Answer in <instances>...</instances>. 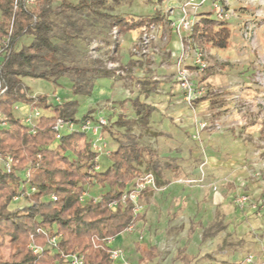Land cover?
Returning <instances> with one entry per match:
<instances>
[{
  "label": "trees",
  "instance_id": "1",
  "mask_svg": "<svg viewBox=\"0 0 264 264\" xmlns=\"http://www.w3.org/2000/svg\"><path fill=\"white\" fill-rule=\"evenodd\" d=\"M59 1L55 8L52 0H37L31 9L26 10L21 5L15 10L14 0H0V45L4 38L9 39L6 54L0 59V78L7 88L0 96V112L9 123V128L0 130V153L18 161L15 168L20 166L22 170H30L28 187L35 189L26 195L25 199L30 202L28 207L10 211L8 208L14 197L25 194L27 189L21 188L16 174L0 170V264H65L61 256L75 252L84 254L85 264H110L104 241L117 238L143 219L135 215L129 202L116 210L110 209L109 205L121 198L128 183L141 176L144 159L153 157L151 148L138 141L120 140L109 157L112 165L104 172H96V154L90 150L85 134L74 132L56 141L53 131L58 119L80 122L75 117L78 103L51 105L47 96L29 97L24 80L43 79L57 84L59 79L69 77L74 95L91 96L96 79L113 77L114 72L97 67L96 60L85 58V48L78 43L90 37H84L85 28L77 18L80 21L85 17L104 21L109 28H119V32L125 34L149 24H160L165 20V14L156 10L152 15L128 18L108 14L109 0H79L76 4ZM111 1L118 4L121 0ZM143 1L160 6L165 0ZM60 16L66 20L64 26L55 21ZM11 25L13 31L10 34ZM26 38H29L27 44L23 43ZM191 39L202 49L210 46L227 51L231 46L232 30L227 22L214 19L211 12L202 13L193 26ZM119 49L120 44L115 42L109 61L119 62ZM18 103L51 115L42 113L32 133L14 115L13 108ZM133 106L140 124L147 125L155 109L138 100ZM92 113L89 111L81 121ZM56 142L57 146L52 148ZM145 169L154 174L158 188L170 183L166 171H171L173 180L179 177V167L173 160L162 166L155 162ZM96 185L109 188L101 196V202L83 203V192ZM53 197L56 200H52ZM225 230L224 215L217 212L214 221L203 229L202 240L214 239ZM55 236L59 237V242L54 251L46 250L36 255L28 248L32 241L43 247ZM4 238L12 251L8 261L1 253ZM135 250L141 256L142 264L152 263L159 255L157 247L141 243L135 244ZM185 260L190 261L189 258Z\"/></svg>",
  "mask_w": 264,
  "mask_h": 264
},
{
  "label": "rangeland",
  "instance_id": "2",
  "mask_svg": "<svg viewBox=\"0 0 264 264\" xmlns=\"http://www.w3.org/2000/svg\"><path fill=\"white\" fill-rule=\"evenodd\" d=\"M67 1L76 4L79 0ZM59 4V0H52L54 8ZM160 6L147 4L143 0H121L118 4L109 0L106 12L139 18L152 15ZM227 10L233 11L232 18L227 22L232 30L230 48L227 51L210 46L204 48L208 54V69L197 80L207 87L206 97L188 104L175 80L182 94L179 103H184L187 108L188 125L184 128L189 131L190 140L186 147L184 169L187 174L175 183L183 190L188 189L187 198L192 204H199V207L193 214L185 215L184 218L178 212L174 214L172 210H168L167 214L163 210H154L152 213L146 204H151L154 196L158 204H178L180 201H176L177 197L173 196L172 192L167 193V188H158L153 197L144 195L140 216L150 211L149 219H145L141 226L136 227L134 239L127 247H122L124 252H128V259L133 264L143 263L135 252L134 244L137 240L141 244L158 247V257L149 264H264V210L259 205L264 199V0H230ZM207 12L212 13L209 2L198 10H193L195 22L199 21L202 13ZM1 20L0 15V22ZM77 20L85 28L84 37H90L78 43V46L85 48V58L96 60L97 67L108 69L113 29L104 21L89 17H85L83 21L78 18ZM55 21L61 26L66 22L63 16L56 17ZM140 34L141 32L139 38ZM136 37L137 30L126 33L122 38L124 44L121 55L124 62L129 61L130 54L134 56L128 43ZM23 43H29V38ZM156 47L157 41L153 43L150 55L143 58L144 61L155 62L151 56L154 54V60L157 59L159 53L154 50ZM192 48L194 49L193 45ZM193 49L189 50L188 58L184 61L190 68ZM146 70L150 75L156 72L151 67H146ZM129 73L126 71L125 76L113 77L115 80L132 77ZM24 81L30 89L26 88L29 97L47 96L53 99V95L57 93L63 101L71 99L80 104L75 116L80 122L89 112L86 105L89 96L74 95L69 77L59 79L57 84L43 79L27 78ZM101 84L112 89L113 83L108 77H103ZM131 86L139 89L137 84ZM134 93L139 92L135 90ZM13 112L15 117L24 121V112L20 107ZM41 113L51 115L43 110ZM113 116L116 115L104 113L93 119L96 122L100 117L107 118L110 120V126L106 129L111 133V137H118L123 141H138L153 151L152 159H144L141 175L147 173L145 168L151 167L155 162L162 166L164 162H170L174 158L180 160L177 157L179 149H175L178 142L174 143V140L169 141L168 138L158 140L160 136L152 132L145 133L134 119L121 120L119 126L123 131H117ZM159 116L161 118L160 114ZM198 122L209 125L219 123L221 130L213 131L210 127L200 139H195ZM177 123L183 126V121L178 120ZM173 127L171 122H167L165 131H175ZM105 138L109 149L114 152L106 134ZM52 148L55 147L52 145ZM68 156L72 157L69 153ZM21 171L22 168L17 166L14 174ZM166 178L170 181L173 179L168 171ZM86 190L91 196H102L109 188L96 185L87 187ZM239 195L249 197L246 205H236L235 200ZM29 205L27 199L17 203L12 201L8 209L23 210ZM218 207L224 215L226 230L214 239L203 241V228L214 220ZM195 212L196 215L200 213V216L203 213L198 222ZM1 253L4 260L8 261L12 251L7 238L2 240ZM249 256L254 257L251 263L247 262Z\"/></svg>",
  "mask_w": 264,
  "mask_h": 264
},
{
  "label": "built area",
  "instance_id": "3",
  "mask_svg": "<svg viewBox=\"0 0 264 264\" xmlns=\"http://www.w3.org/2000/svg\"><path fill=\"white\" fill-rule=\"evenodd\" d=\"M37 0H14V9L17 10L21 5L27 10L31 9L36 5ZM211 3L213 18L222 22H228L232 16L233 11L227 10L228 3L230 0H183L179 10L181 12V17L176 19L174 17V10H167L165 13L166 17L164 23L167 24L169 29L173 30L181 40L182 52L180 56L177 57L176 62V73L175 80L184 94V100L188 104H192L195 101L202 100L207 95V87L204 84L198 82V78L202 76L208 69V54L205 49L197 47L192 39L193 26L198 22H195V18L192 15L193 10H198L200 6ZM161 28V24H149L144 26L140 32V38L133 45L131 51L136 59L142 60L147 58L151 53V48L154 42L158 39V33ZM13 31V25L10 26L9 33ZM113 43L111 44V53L114 50V43L120 44V32L118 28L114 27L112 32ZM9 45V39L4 38L0 45V59L6 54V50ZM194 46V49L192 48ZM193 49V62L190 67L184 64L186 58H188L189 50ZM185 54H187L185 56ZM108 69L114 72V76H125L126 69L121 66L119 62L109 61ZM7 88L4 86L3 81L0 78V96L5 93ZM112 104H107L104 106V110L111 108ZM18 109L17 106L13 108ZM42 116L41 110L39 108H31L29 114L24 118L23 124L30 129V132L34 133V127L38 119ZM110 126V120L105 117H100L96 122L89 116L88 119L80 123L75 122H65L58 119L53 127V131L56 135V141H59L62 137L72 134L74 132H80L85 134L90 144V150L96 154V172H102L99 164V159L101 157H110L112 151L109 149V145L105 138V130ZM196 132L194 135L195 139H200L202 133L207 129L213 131L221 130V125L219 123H214L209 125L207 123L198 122L196 124ZM9 128V123L0 112V130ZM40 158V156H38ZM18 161L14 160L12 156L2 155L0 153V170H3L7 174L15 172V166ZM20 178L21 188L27 189V192L14 197L13 202L17 203L25 200L26 195L34 192V188H29L28 180L30 178V170L24 169L19 174H16ZM158 190L156 184V178L153 173H145L137 177L133 182L126 185V189L119 200L113 201L109 207L112 210H116L121 205H126V203H131L134 207L135 215H141L143 211L142 198L147 192H155ZM56 200V198H52ZM101 196H91V194L85 190L81 196V201L86 203L91 201L96 204L101 202ZM249 197L246 195L237 196L235 203L237 206L241 207L248 203ZM264 210V199L259 204ZM136 225L130 226L125 232L132 234L135 232ZM117 238H109L104 241V248L107 249L109 253L110 264H133L127 258L126 253L123 249L116 245ZM59 242V237L55 236L51 238L48 243L41 247L36 245L33 241L29 243L28 248L36 255L42 254L44 251H54ZM62 259L65 264H85V256L80 252L63 254ZM254 260L253 256H249L247 259L248 263Z\"/></svg>",
  "mask_w": 264,
  "mask_h": 264
},
{
  "label": "crops",
  "instance_id": "4",
  "mask_svg": "<svg viewBox=\"0 0 264 264\" xmlns=\"http://www.w3.org/2000/svg\"><path fill=\"white\" fill-rule=\"evenodd\" d=\"M182 2L183 0H165L158 10H161L165 14L167 10L173 9L174 17L178 19L181 17L179 7ZM160 24L161 28L158 33L157 47L154 49L159 54L157 55V59L155 60V55L153 54L151 56L152 60L155 62H146L144 61V59L137 60L131 54L129 61L124 62V59L121 55V49L124 44L122 38L126 33L123 34L121 36L120 49L118 53L119 63L126 69L127 72H130L129 75H131L132 77H127L118 80H115L114 77H108V79H110L113 83L112 89H108L106 86L102 85L101 79L103 77H99L94 83L92 94L88 97L86 105L89 111H93V113L90 114V117L92 118H95V116L104 113L116 115L115 117L113 116L115 119L113 120V122H116L115 129H117V131H123L122 128L119 126L121 120L134 119L138 121V124H140L139 117L136 115V111L133 106L134 101L138 100L140 103L155 109L148 121V124L140 125L145 133L152 132L160 136L158 137V140L168 138L169 141L174 140V143L178 142V145L177 147H175V149H179L177 157H179L180 160H176L175 158L172 160L175 161L176 165L179 167V177L174 181L172 179V181H170L168 185L162 188H167V193L172 192L173 196L177 197L176 201L180 202L178 204H158V202H156L157 198L156 196H154V201L151 204L146 205L149 209H151L152 213L154 212V210H163L167 214L168 210H172L174 214H177L178 212L182 215L181 217L184 218L186 217L185 215L189 216L190 214H193L194 211H197L199 204H192L187 198L188 189L183 190V188H179L175 183V181L181 179L182 176H185L187 174V171L184 169H186V147L190 141L188 139L189 131L184 128L188 125L186 120L187 108L184 103L180 104L181 101L179 99H182V94L180 93V90L176 85L174 79L176 73V58L180 56L182 52V45L180 37L173 30L169 29V27L166 23H164V21H162ZM139 33L140 30H137V37L136 39L134 38L135 42H133V39L132 42L128 43L130 50L132 49L136 41L139 39ZM146 67H151L153 71L156 72L150 75L149 71L146 70ZM132 84H137L139 89L137 90L135 87L131 86ZM135 90L139 93H134ZM70 101L73 100L68 99L63 101L57 96V93L53 95V99L48 98V103L51 105H59ZM107 104H112V107L104 110V106ZM15 106L20 107L22 109V111L24 112L22 116L24 118L27 114H29L31 110V107L26 104L18 103ZM79 108L80 104H78V109ZM166 113L168 115H166ZM159 114L161 115V118ZM164 115H166V117ZM178 120L183 121V126H180V124L177 123ZM167 122L172 123L175 131H165V128H167ZM105 134L109 138L110 147L112 148V150L115 151L118 147V142L120 141V138L111 137L112 135L110 132H107V129L105 130ZM53 146L56 147L57 142L54 143ZM99 164L102 169V172H104L109 169V167L112 165V162L110 161L109 157H101L99 159ZM168 172L172 175L171 171ZM153 193L154 192H147L144 195H150L151 197H153ZM185 201L187 202L185 203ZM219 208L220 207L217 208V212H220ZM149 212L150 211H147V214H142L143 219L136 224V227L141 226L145 219H149ZM194 215H196V212ZM196 216V222H198L200 219H202L203 213L201 214L202 217L200 216V213ZM213 221H211L208 225H205L204 228L208 227ZM134 237L135 235H133V233L128 234L124 232L117 237L116 245L121 249L122 247H127L131 243V240L134 239ZM138 241L139 240H137V243H139ZM126 255L128 258V252L126 253Z\"/></svg>",
  "mask_w": 264,
  "mask_h": 264
}]
</instances>
